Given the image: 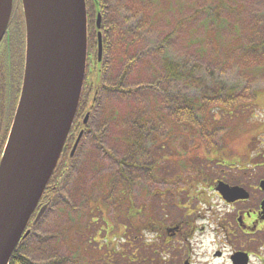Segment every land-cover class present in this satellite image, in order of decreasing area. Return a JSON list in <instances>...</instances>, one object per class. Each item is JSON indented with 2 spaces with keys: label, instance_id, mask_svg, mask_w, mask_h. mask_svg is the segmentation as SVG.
I'll use <instances>...</instances> for the list:
<instances>
[{
  "label": "trees",
  "instance_id": "16d2710c",
  "mask_svg": "<svg viewBox=\"0 0 264 264\" xmlns=\"http://www.w3.org/2000/svg\"><path fill=\"white\" fill-rule=\"evenodd\" d=\"M193 1L199 4L194 3L195 8L186 12L187 4ZM86 5V74L91 78L84 84L66 151L45 196L53 198L66 180L67 185L74 162L84 153V143L90 137L94 141L110 139L113 143L109 150L123 155L121 159L112 157L118 166L115 174L146 161H152L153 168H157L165 158L172 161L173 169L191 168V162L200 158L205 162L213 159V148L226 146L212 141L205 145L207 141L203 143L198 137L195 120L206 129L218 122H224L227 128L236 126L238 120H243L237 119L238 114L252 100L239 101L238 94L245 97L247 91L254 96L256 91L264 90V86L252 87L256 83L264 85V0H86ZM97 12L101 14L104 40L101 62L96 57ZM114 44L116 57L112 63L108 51ZM16 58L5 57L0 49V155L21 84L22 59ZM117 65L120 71L114 77ZM103 75L104 81H113L111 89L102 86L101 80L96 82ZM86 113L89 120L83 127L81 121ZM217 113L219 120L203 117ZM82 129L78 149L70 158ZM212 129L219 132L214 126ZM258 134L254 136L257 139L260 130ZM162 147L166 150L159 151ZM104 152L111 156L108 150ZM97 170L101 168L94 163L80 174L89 176ZM103 176L110 178L114 174ZM109 178L102 189L97 182L94 192L81 204L102 200L112 181ZM73 181L77 182L76 178ZM22 243L9 264H35L23 254Z\"/></svg>",
  "mask_w": 264,
  "mask_h": 264
},
{
  "label": "flooded vegetation",
  "instance_id": "af4514ba",
  "mask_svg": "<svg viewBox=\"0 0 264 264\" xmlns=\"http://www.w3.org/2000/svg\"><path fill=\"white\" fill-rule=\"evenodd\" d=\"M12 24L0 49L5 57L22 59L23 68V29L17 25L19 38L10 43ZM260 133L242 151L213 148L204 168L194 160L193 168L154 170L146 161L134 164L131 176L121 172L114 202L107 206L101 200L99 208L102 214L114 210V224L101 216L83 228L87 237L103 242L100 262L264 264V130ZM34 226L31 220L27 230L32 233Z\"/></svg>",
  "mask_w": 264,
  "mask_h": 264
},
{
  "label": "water",
  "instance_id": "95a60500",
  "mask_svg": "<svg viewBox=\"0 0 264 264\" xmlns=\"http://www.w3.org/2000/svg\"><path fill=\"white\" fill-rule=\"evenodd\" d=\"M20 1L25 59L19 99L0 158V264H9L20 239L28 235L27 224L72 128L87 60L85 0ZM12 6L13 0H0V42ZM99 21L98 14V28ZM101 53L98 33V60ZM87 119L88 114L84 124Z\"/></svg>",
  "mask_w": 264,
  "mask_h": 264
},
{
  "label": "rangeland",
  "instance_id": "374dc122",
  "mask_svg": "<svg viewBox=\"0 0 264 264\" xmlns=\"http://www.w3.org/2000/svg\"><path fill=\"white\" fill-rule=\"evenodd\" d=\"M194 3L199 4V2L193 1L190 4H187L185 11L190 12L189 10H193L195 8ZM21 19L22 17L20 8L18 9V15L14 18L12 27L10 29V43H15L19 38L20 33H18L19 31L17 29V25L19 21H21ZM110 49L111 50L108 51L110 54L108 58H111V62L113 63L114 58L116 57L115 44ZM117 61L118 60H116V62ZM250 68L251 67H249V69ZM119 71L120 66L117 65L114 70V77L118 76ZM86 77L85 82L91 78L89 77L88 79V77ZM99 80H101L102 86L109 87V89L113 87V81H104V75L102 79H96V82L99 83ZM263 86L264 85H260L257 83L252 85V87L258 89ZM245 88L246 87H243V89ZM245 94V97H242L240 96V94H238L239 96L237 100H244L245 102H248L250 99L252 100H250L246 105L243 106L241 110L242 114H238L239 116L237 119L243 120H238L240 122L236 126L231 125L227 128L224 122H218V125L212 123L213 125L210 124V128L206 129L202 124H199V122L195 120L194 127L196 128V131L197 129L199 131L198 137L202 139V142L203 140L207 141L205 145L209 146L208 142H210L211 139L218 137V139L231 140L223 142L224 144L228 145L222 144L221 146H230L234 150L237 149L239 151H242V145L249 137L257 136L258 130H264V90L260 89L259 91H256L254 96H250L247 91L245 92ZM113 98L114 97L112 93V101ZM108 101L110 102V100ZM105 104L107 105V98ZM112 105L116 107V104H114L113 102ZM171 116L173 117L174 115L171 114ZM203 117L206 119L217 118L218 120L221 118L218 113L216 115L207 114ZM222 117L224 118V116ZM237 119L230 120H234V123H236ZM213 126L218 129V133L217 130L212 129ZM221 126L224 129L221 130ZM254 142L257 143L258 140H255ZM112 143L113 142L110 139H107L106 141L104 138L94 141L90 137L88 140H86L83 146L84 153H82V155H79L80 157L76 158L77 160L74 162V168L73 170H71L69 176L67 177V185L66 180L64 186L62 187V190L60 189L59 192H57L56 195L53 196L51 200L52 202H50V207L41 218V221L35 226L32 235H30V237H28L23 242L22 252L32 263L41 264L52 262L51 264H102V262H100V259L103 258L104 253H106V248L104 247L103 242L99 241L97 243V239L96 241H93V237L91 235L87 237L86 231L83 230V228L87 223H92L93 220L101 216L112 223V213L114 210L112 211L111 207H108V209L105 211L103 209L104 212L102 214V211L99 210V208H101L100 206H103L100 204L101 200L96 204L95 202H91L89 204H81V202L82 200H84V198H88L91 193L94 192V188L97 182V186L99 189H102V187L106 185V181L109 177L107 178L103 175L107 174H114V176H111L109 178L112 181H109V183L111 184L107 189V192H105V194L103 195L101 203L108 204L109 206L111 201L114 199L115 192L117 187H119L120 180H117L118 175L117 173L115 174V172H117L115 170L116 165L112 157L121 159L123 155L120 152L118 153V151L112 152L111 150H109L111 149L109 148V146H111L110 144ZM103 150H108L111 156H106V152L103 153ZM160 150L164 151L166 150V147H162L159 149V151ZM164 161L166 162V164H173L172 161L167 158H165ZM209 161L210 160L206 159L205 162L204 159L202 160L200 158L199 160H197V164L202 162L206 164ZM94 163L98 164L101 170H97L96 173L89 176H85L88 175V173L84 176H81L80 170H83L88 166L91 167V165ZM167 169L168 168L160 165L157 168L154 167V170ZM125 172L127 173V175H133L129 173V168H126ZM75 178L77 182L74 183L73 180ZM77 215H80L81 217ZM100 223H102L101 220ZM111 223L109 227H115L114 225H111ZM74 225L78 226V228H74ZM77 230H79L78 233L75 232Z\"/></svg>",
  "mask_w": 264,
  "mask_h": 264
}]
</instances>
